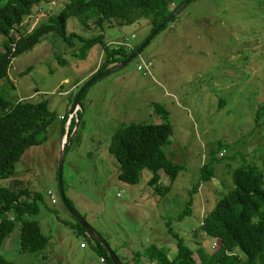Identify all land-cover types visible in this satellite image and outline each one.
<instances>
[{
  "label": "rangeland",
  "instance_id": "obj_1",
  "mask_svg": "<svg viewBox=\"0 0 264 264\" xmlns=\"http://www.w3.org/2000/svg\"><path fill=\"white\" fill-rule=\"evenodd\" d=\"M67 1L43 2L14 34L30 33L59 15ZM185 1L175 0L173 8ZM152 28L151 17L143 14L112 21L104 29L72 17L69 33L85 40L103 34L105 45L82 56L78 39L69 47L59 36L47 35L17 57L9 77L0 81V95L10 104L46 99L55 115L43 142L25 153L14 176L0 181V187L12 182L17 191L27 189L29 201L38 195L39 212L30 217L49 244L39 252L23 251L17 229L0 247L5 259L14 264H111L109 253L88 233L79 234L77 221L63 206L59 158L63 136L70 135L75 96L104 66L107 48L121 45L128 53L146 42ZM143 63L152 65L147 76L138 70ZM80 99L78 133L65 145L62 172L71 206L126 263L134 264L137 253L144 255L152 246L167 255L172 247L176 254L173 235L194 250L198 262L197 249L213 250L216 242L200 232L203 217L234 190V172L252 167L264 180V113L256 116L264 104V0H191L137 58L95 81ZM132 123L171 125L164 151L182 171L167 195L149 186L148 170L136 186L119 179L121 165L111 147L115 135ZM203 167L213 173L210 182L202 181ZM160 186H170L163 172Z\"/></svg>",
  "mask_w": 264,
  "mask_h": 264
},
{
  "label": "trees",
  "instance_id": "obj_2",
  "mask_svg": "<svg viewBox=\"0 0 264 264\" xmlns=\"http://www.w3.org/2000/svg\"><path fill=\"white\" fill-rule=\"evenodd\" d=\"M45 1L0 0V38L3 39L0 48V81L9 77V69L17 57L39 45L47 35L59 36L69 47H73V41L78 39L83 44L82 56L97 45H105L103 34L85 40L75 33H69L67 25L72 17L86 27L93 22L98 28L104 29L112 21L121 22L132 15L143 14L151 17L154 30L178 7L173 8L175 0H68L59 15H52L30 33L16 36L14 33H18L23 20ZM139 48L128 53L123 49L107 48L106 63L92 77L113 70ZM262 113L264 104L257 109V118ZM54 118L46 99L37 103L23 100L12 105L0 95V181L15 175L16 165L28 150L43 142L41 136ZM77 123H80L79 111L71 120L69 137ZM171 132L168 123H132L122 128L115 135L111 147L112 155L121 165L119 179L125 184L136 186L140 175L148 170L152 174L149 186L155 189L157 195H167L182 171V167L171 162L164 151ZM161 172L167 177L170 186H160ZM201 176L205 183L214 178L206 167H203ZM14 184L16 187L20 185L19 181ZM233 184L234 190L225 194L214 209L203 217L200 232L216 240L217 245L213 250L208 251L200 246L197 249V262L194 250L178 235H173L177 240V254L173 259L152 246L144 255L137 253L138 260L134 264H143V257L148 264H264L263 176L252 167L239 168L233 174ZM29 197L27 189L17 191L12 182L9 186L0 187V247L17 229L23 251L39 252L49 244L39 223L30 217L39 212V197L34 195L31 201L27 200ZM189 203L193 204V200ZM77 229L79 234L87 233L78 222ZM96 243L103 253L108 254L100 241ZM107 260L114 264L111 257L108 256ZM0 264L14 263L0 254Z\"/></svg>",
  "mask_w": 264,
  "mask_h": 264
},
{
  "label": "water",
  "instance_id": "obj_3",
  "mask_svg": "<svg viewBox=\"0 0 264 264\" xmlns=\"http://www.w3.org/2000/svg\"><path fill=\"white\" fill-rule=\"evenodd\" d=\"M191 0H186L184 4L178 7L167 19H165L156 29L153 30L152 34L146 40V42L135 52L133 53L128 59L125 60L124 63L120 64L116 68L111 71L103 72L100 74L95 75L91 79H89L86 84L79 90L76 94L75 100L72 105L71 110V118H73L80 109V98L83 95L84 91L91 86L95 81L98 79L103 78L106 75L111 74L113 71H119L125 68L131 61L137 58L142 51L149 45V43L153 40L154 36L165 26V24L171 21ZM72 120V119H71ZM70 125V124H69ZM78 129V124L76 125L74 132L72 133V138L76 136ZM70 137L67 135L63 136V143H62V154H60L59 164H58V185H59V192L61 196V200L63 202V206L65 209L69 211V213L75 218V220L81 225V227L86 230L88 235L92 237L96 241H100L101 244L106 248L107 252L109 253L111 259L113 260L114 264H124L122 260L119 258L117 253L114 249L108 244L106 240H104L100 235H98L93 229L88 225V223L75 211V209L71 206L70 202L67 200L65 192H63V183H64V173L63 172V164H64V153H65V145L68 142Z\"/></svg>",
  "mask_w": 264,
  "mask_h": 264
},
{
  "label": "built area",
  "instance_id": "obj_4",
  "mask_svg": "<svg viewBox=\"0 0 264 264\" xmlns=\"http://www.w3.org/2000/svg\"><path fill=\"white\" fill-rule=\"evenodd\" d=\"M121 47H122L121 45H118V48H117V49H121ZM130 50H133V49H130ZM151 67H152L151 64H145V63H143L142 65L139 66L138 70H139V71H142L144 76H147V75L150 74V69H151ZM67 133H68V136H69V132H67ZM48 194L51 195V198H52L53 200H55V199L53 198L52 192L49 191ZM216 245H217V243L215 242V243L213 244V247L215 248Z\"/></svg>",
  "mask_w": 264,
  "mask_h": 264
},
{
  "label": "crops",
  "instance_id": "obj_5",
  "mask_svg": "<svg viewBox=\"0 0 264 264\" xmlns=\"http://www.w3.org/2000/svg\"><path fill=\"white\" fill-rule=\"evenodd\" d=\"M95 73H97V71H94L93 73H91L90 76L92 77ZM91 77H90V78H91ZM215 241H216V240H215ZM170 250H171V253H170V255H168V257H169L170 259H173V258L176 256V254H177V248H176V254H175V250H172V247L170 248ZM173 251H174V252H173ZM172 253H173V255H172ZM142 262H145L146 264H148L146 258L143 259Z\"/></svg>",
  "mask_w": 264,
  "mask_h": 264
},
{
  "label": "bare ground",
  "instance_id": "obj_6",
  "mask_svg": "<svg viewBox=\"0 0 264 264\" xmlns=\"http://www.w3.org/2000/svg\"><path fill=\"white\" fill-rule=\"evenodd\" d=\"M81 102V101H80Z\"/></svg>",
  "mask_w": 264,
  "mask_h": 264
}]
</instances>
